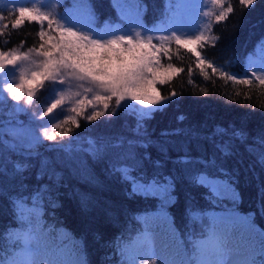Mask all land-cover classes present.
Listing matches in <instances>:
<instances>
[{"label":"trees","instance_id":"trees-1","mask_svg":"<svg viewBox=\"0 0 264 264\" xmlns=\"http://www.w3.org/2000/svg\"><path fill=\"white\" fill-rule=\"evenodd\" d=\"M95 18L101 23L112 16L115 11L108 0H90ZM147 6L142 19L147 26L154 25L156 18L163 16V0H141ZM227 6H233L234 11L226 14L224 20L210 24L212 42L201 45V52L208 62L214 63L219 69L213 73L205 68L209 79L197 67L193 54L186 49H172L168 62L174 67L182 69L176 73L166 85L158 86L161 95L168 97L158 108L150 110L149 116L143 120L120 109L110 108L94 122L84 128L65 127L71 131L67 136H57L55 141H46L41 145L42 157L52 160L49 170L55 167L63 172L62 185L58 189L55 181L45 179L36 180L40 168V158L26 161L22 157L13 156L8 148L0 144V163L7 164L8 172L0 176V186L9 193L19 188L20 178L13 177V165L7 163L9 159L18 161L21 165H33L24 174V183L28 185L25 202H17L15 209L7 199L0 198V261L7 262L15 259L20 262L27 254L22 238L30 228L39 225L46 233L47 245L62 251L66 264H139V254L146 251L148 241L151 240L154 252L157 246L173 245L174 254L178 253V262L183 264L191 255L189 237L203 238L209 230L223 238H230L234 242L242 239L255 241L256 264H264V256L259 255V246L264 243L260 232L250 233L242 217L255 212L258 204V185L264 184V168L257 163L261 154V146L256 143L253 155L244 150L243 145H237L235 154L225 157L221 153L230 148L228 141L231 134L244 129L248 133V143L253 142L261 129H264V85H260L253 76L252 58L264 57V0L252 8H244L238 0H226ZM2 5V4H1ZM0 15L4 20L0 22V51L16 53L26 52L27 49L38 47V27L36 23L26 22L18 29H12L15 13L10 8L0 6ZM163 18V17H162ZM161 18V19H162ZM163 20V19H162ZM161 20V21H162ZM9 25V27H4ZM188 69H192L191 72ZM221 73L234 75L235 80H227ZM249 83H241V80ZM175 93V95H172ZM32 105V104H31ZM183 117V119H178ZM21 117H0V128L4 123L19 120ZM21 120V119H20ZM143 123L144 128L138 124ZM180 129V133L172 136H161L164 131ZM134 130V131H133ZM54 131H59L55 129ZM146 132L147 135H143ZM209 135L214 142L221 145L219 150L203 139H193L194 135ZM152 140L160 144L167 141L168 155L172 158L181 153L173 151L188 143L193 155L203 156L205 159L215 157V163L204 169L217 180H227L234 186L237 201L232 208H223L213 204L208 190L196 187L181 178L177 183L176 204H164L155 199H127L122 185L116 179H106L101 171V165L92 164L95 174L103 181L102 186L93 187L82 182L79 174L72 173L59 164H55L57 157L66 159L68 153L64 151H46L48 146H63L71 148V155L78 159H88L87 150L99 148L103 144H122L119 152H127L128 141ZM198 144L204 145V151H196ZM138 157L145 151L151 154V160L144 164L149 174L160 171L153 167V161L164 157L156 147L147 150L132 146ZM175 167L171 161H166L163 168L168 173ZM218 169H225L223 174ZM179 174V173H178ZM51 185L50 192L39 189V185ZM80 193H87L91 199L85 210ZM59 195L56 196V192ZM191 197V207L195 214L189 218L185 213L186 200ZM58 203V207L54 206ZM112 212L108 216L107 212ZM254 224L264 229V217L259 213L255 216ZM96 233L101 239H96ZM83 240V247L80 241ZM109 257H113L109 259Z\"/></svg>","mask_w":264,"mask_h":264},{"label":"snow or ice","instance_id":"snow-or-ice-1","mask_svg":"<svg viewBox=\"0 0 264 264\" xmlns=\"http://www.w3.org/2000/svg\"><path fill=\"white\" fill-rule=\"evenodd\" d=\"M239 4L244 8H252L258 3V0H238ZM113 7L116 8L123 17L125 11L134 12L139 18L143 15L147 6L142 5L141 0H128L124 3L123 0H112ZM213 5L220 6L222 0H211ZM15 18L10 25L12 29L20 28L26 22L37 23L39 26V46L34 49H29L27 53H15L0 51V73L9 75L11 73L10 66L19 69V82H14L7 79H0V100L5 99V93L11 98V101L17 103L23 101L25 104L33 103L34 97L39 89L46 86L48 82H53L55 85L63 86L73 81L79 82L83 87V95L74 93L76 97L74 106L71 112L75 116H67L62 123L53 124V128L59 131H51L44 128L42 136L47 141H55L57 136H67L71 131L70 128L65 127L67 124L79 126L77 117H83L87 121H95L98 117L103 116L105 111L109 109L110 103L115 101V106L120 107L122 102L126 100L137 101L140 105L145 107H152L155 110H162L156 108L158 105H163V102L168 99L161 95L158 86L166 85L172 80L176 73L182 71L179 67H174L172 63L165 66L161 62V55L163 53L167 56L168 49L163 45H155L151 37L141 38V33L136 32L132 35H117L112 39L101 41L99 39L91 38L83 31L73 30L72 20H69L68 25L59 23L48 13L42 12L36 7L19 6L14 4L13 9ZM234 11L233 6L223 5V10L216 16L217 21L224 20L226 14ZM69 13L82 14L85 17L91 18L94 15L93 6L90 0H73ZM4 17L0 15V22ZM47 21L49 31L44 30V22ZM55 24V29H53ZM9 27V25H4ZM211 30V26H208ZM55 32V35L53 33ZM162 40H173L178 45L187 48L190 54H194L197 61V67L204 75V79H209L205 68H209L213 73L219 71L214 63L208 62L207 58L202 55L201 45L206 41L215 39L208 36L204 31H200L197 35L192 34H176L171 36L161 37ZM264 44V41H262ZM36 53V58L31 57L32 52ZM38 58V60H37ZM30 61L34 67L30 70L19 66V62ZM189 72L192 69H188ZM227 80H235L234 75H227L221 73ZM260 85H264V75L257 76ZM241 83H249L245 79ZM92 93L91 97L87 96ZM172 95H175L173 93ZM70 98L67 93H60L59 98L51 102L43 116L47 117L54 113V110L59 109L65 104V101ZM91 110V114H87ZM23 109L16 107L15 112H22ZM12 113H9L11 116ZM150 113H141L140 119L143 120L145 116L150 117ZM178 119H183L179 117ZM17 126H10L7 130L0 128V144L5 145L8 150L16 157H22L26 161L36 160L40 158V168L37 171L36 180L45 179L48 181H55V187L58 189L62 185L60 181L63 179V172L56 170L49 166L53 163L51 159L42 157L40 148L42 145L39 137H33L29 130H27L22 122L17 120ZM139 128H144V124H138ZM180 129L164 131L161 136H172L180 133ZM143 135H147L146 132ZM193 139H203L212 144L213 148L219 150L220 144L214 142V139L209 135L199 136L194 135ZM248 133L241 129L231 134V139L228 143L230 148H226L221 154L225 157L235 154L237 145H243L244 150L253 155V150L256 143L261 146V154L257 159V163L264 168V129H261L256 137L253 138L251 144L248 143ZM174 142L167 141L160 144L157 141L139 140L128 141L129 149L127 152L117 151L122 147V144L115 145L103 144L99 148L93 147L87 150L88 159H78L71 155V148H64L63 146H48L46 151H64L68 153L66 159L56 158L55 164L61 165L68 169L72 175L79 174L82 182L91 184L93 187H100L103 181L97 176L93 168L89 164L101 165V171L106 179H116L122 185H126L123 189L124 196L127 199H135L137 197L143 199H155L164 204H176L178 202V195L176 192L177 183L181 178L196 187H204L208 190L211 197L220 199L216 195L217 179L211 177L206 171L210 164L215 163V157L210 160L205 159L200 155H193L188 143L182 144L179 148L172 147L173 151L181 153L172 158L168 155L169 145ZM143 148L147 150L149 147H156L157 151L164 157L163 160L157 159L153 161V167L160 171L149 174L145 169L146 161L151 160V154L147 151L142 156L138 157L134 148ZM196 151L203 152L204 145L198 144ZM166 161H171L175 166L170 172L164 173L163 168ZM7 163L13 165V177H19V188L17 191L9 193L3 186H0V198L7 199L15 209L17 202H25V196L31 197L32 194L27 192L29 187L24 183L26 179L25 173L29 170L30 165L25 163L21 165L18 161L9 159ZM223 174L225 169H218ZM8 172L7 164L0 163V176ZM179 173V174H178ZM51 185H39V189L44 192L51 191ZM230 189L234 191V186L229 185ZM81 195L82 204L87 209L88 201L91 199L87 193H80L79 189L75 190ZM59 192H56V196ZM258 204L255 212L245 214L242 219L247 224V229L250 233L260 232L261 237H264V229H259L254 224L255 216L259 213L264 217V184L258 185ZM54 206L58 207V203ZM186 215L191 218L195 214V210L191 207V197L186 200ZM112 216V212L106 213ZM46 233L41 231L39 225L30 228L22 239L27 250V258L23 262H18L15 259L7 262V264H39L35 257L40 256L44 251L47 240ZM96 239H101L100 234L96 233ZM189 244L191 247V255L183 264H228V259L233 252L239 253L242 250L250 253L245 261H237L234 264H256L255 255L252 249L256 247L255 241L251 243L245 239L238 242L236 247H229L226 238H223L215 233L214 230H209L207 236L203 238L189 237ZM83 247V240L80 241ZM151 250L153 247L152 241L149 240L147 244ZM259 255L264 256V243L259 246ZM113 257H109L112 259ZM0 264L5 262L0 261ZM85 264L87 260L85 258ZM123 264V262H118ZM140 264H158L156 260L150 258L145 259L140 257Z\"/></svg>","mask_w":264,"mask_h":264},{"label":"rangeland","instance_id":"rangeland-1","mask_svg":"<svg viewBox=\"0 0 264 264\" xmlns=\"http://www.w3.org/2000/svg\"><path fill=\"white\" fill-rule=\"evenodd\" d=\"M108 1L112 3V0ZM123 2L128 3V0H123ZM225 2L226 0H222V4L217 6L213 5L211 0H163V6L161 8L165 11L162 16L163 18H156L157 22L150 27L147 26L144 20H141L142 15L138 18L134 12L125 11L122 17L116 8H114L116 15L107 20H103L101 23L95 18V14L91 18H88L82 14L69 13L68 9L71 8L73 0H0V6L5 9L10 8L11 10L13 9L14 4L16 7H36L42 12L48 13L55 20L59 21V23L65 24L66 26L68 25L69 20H72L73 30L83 31L91 38L99 39L101 41L112 39L117 35H132L134 37L136 32H140L142 39L151 37L153 44L157 46L163 45L168 49L169 53L172 49H176V47L185 50L187 48L178 45L173 40H162L160 39L161 37L171 36L174 32L183 35H197L200 31H204L206 35L211 36L208 26L211 23L216 22V16L223 10V5H226ZM36 25L39 32V26L37 23ZM43 27L45 31H49L47 21L44 22ZM53 29H55V24H53ZM53 35H55V32ZM212 41L213 39L208 40L205 43ZM39 43L38 36V44ZM30 49H34V47ZM27 52H29V49H27L26 52L20 53ZM160 55L161 62L167 66L169 63V54L165 56L163 53H160ZM261 55H263V53L259 51L258 56L260 57L257 59L252 58L251 67L254 77L264 75V57ZM31 57L36 58V53L34 51L31 53ZM19 66L29 70L34 67L30 61L19 62ZM10 70L11 73L9 75L0 73V79L19 82V69L10 66ZM62 92L69 94L70 98L66 100L65 104L59 109L54 110V113L44 117L43 112L46 111L47 106L53 102L54 99L59 98V94ZM74 93H80L83 95V87L80 86L79 82L73 81L63 86H54L53 82H48L44 88L37 91L33 103H31L32 105L25 104L23 101L19 103L11 101V98L5 93V99L0 100V117H14L17 119L18 117H21V120L19 119V121L22 122V125L29 130L33 137H39L42 144H45L47 140L42 136L44 128L54 131L53 124L62 123L67 116H75V113L71 112V108L74 106L76 99V97L72 95ZM91 95L92 93L87 94L89 98ZM159 106L160 105L156 106V108ZM16 107L23 109V111L16 113ZM109 107L114 108V110L120 109V111L126 113L130 112L136 117V119L141 116V113H148L150 110H153L152 107H145L140 105L137 101L132 100H126L122 102L120 107H116L113 99ZM9 113H12V115L9 116ZM87 114H91V110H88ZM17 119L9 123H4L1 128L7 130L10 124L11 126H17L15 124ZM77 119L79 126L82 128L94 122L87 121L83 117H77ZM68 125L76 128V125L70 123ZM229 185L230 184L225 179L217 180L216 195L219 196L220 199L210 196L213 204H218L223 208H232L236 204V193L230 189ZM227 241L229 247H236L238 245V242H234L230 238H227ZM61 252L62 251L54 249L53 246L48 245L45 247L42 254L35 257V259L39 264H66L65 255ZM174 252L175 250L172 243L165 245V247L157 246L154 252L146 248L144 253L139 254V260L140 257H144L145 259L150 258L156 260L158 264H179L177 257L178 253L175 255ZM252 252L256 253V250L253 248ZM249 255L250 253L245 250H242L239 253L233 252L228 259V264H234V262L237 261H245L248 259ZM26 258L27 254L21 257L20 262H23ZM256 259L257 258L255 257V260Z\"/></svg>","mask_w":264,"mask_h":264}]
</instances>
